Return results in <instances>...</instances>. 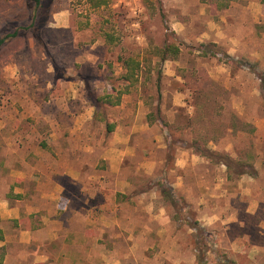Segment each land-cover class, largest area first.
I'll list each match as a JSON object with an SVG mask.
<instances>
[{"label": "rangeland", "instance_id": "rangeland-1", "mask_svg": "<svg viewBox=\"0 0 264 264\" xmlns=\"http://www.w3.org/2000/svg\"><path fill=\"white\" fill-rule=\"evenodd\" d=\"M33 1L0 0V37H26L0 49V207L20 209L0 219V264H29L33 251L12 242L18 225L81 234L83 253L61 236L43 246L64 256L51 264H264V207L251 214L264 192V0H42L47 16L35 22ZM62 11L68 28L51 26ZM167 45L179 50L163 61ZM133 124L150 132L123 155ZM181 148L207 164L181 171ZM221 168L226 198H201L198 181ZM52 191L45 211L22 212ZM67 201L85 214L67 219ZM204 201L222 222H207ZM94 205L98 221L86 214Z\"/></svg>", "mask_w": 264, "mask_h": 264}, {"label": "crops", "instance_id": "crops-1", "mask_svg": "<svg viewBox=\"0 0 264 264\" xmlns=\"http://www.w3.org/2000/svg\"><path fill=\"white\" fill-rule=\"evenodd\" d=\"M53 23L51 24V26L58 28V29H66L69 26V21H68V15L65 12H58L56 14L53 15ZM130 133H124L125 135L122 136L124 137L123 142H124V146L126 147V151L121 153L123 155L128 154L129 153V149L133 152V148H130L128 145V141H133L135 140V137H137L138 135H141L142 133H146V132H150V129L148 127V125H136L133 124L130 127ZM3 130H0V132H2ZM18 133V132H16ZM158 138H155V140L157 141ZM161 139V140H160ZM158 140H160L162 143L161 145H164L163 142V137L160 138ZM20 141H18L17 143L19 144ZM22 144V143H20ZM128 144V145H127ZM128 152V153H127ZM132 155V154H131ZM111 161V159H109ZM109 161V162H110ZM198 164H204L206 165L207 163L205 161H203L199 156H197L196 154L192 153V152H187V150H185L184 148H181L178 153L175 155V166L179 167V169L181 171H193V173H197L196 172V166ZM109 167H111L112 171L114 174L118 175L120 173V169H121V164L119 162L116 163V165L114 166L113 162L111 161L109 163ZM123 168V167H122ZM220 173L219 176H216L214 179L208 180L207 182L204 181H198L197 186H199V188H204L203 194L201 195V198L203 197V199H208V200H223L224 198H226L227 192L224 190V184L226 182V175H225V169H219ZM124 171V170H123ZM125 172V171H124ZM66 173V174H65ZM65 174V176H68L69 178L72 179V181H76L78 180L79 175L78 174H71L67 173V172H63V175ZM69 174V175H68ZM194 174V175H195ZM11 177L13 178H21V174L16 172L14 173V171L12 172V174H10ZM196 177V175L194 176ZM68 178V179H69ZM124 181L129 182V180L125 177L123 178ZM115 178L112 180L114 181ZM116 181V180H115ZM243 182V181H242ZM184 180L182 178H180L178 181L176 180V182L173 184V188H178L179 186H183ZM129 185L127 184L126 187H128ZM183 188V187H182ZM240 190H239V194L240 197H242L245 193V191L242 189L241 186H239ZM63 189L60 190L59 194H63L64 198L67 199H71V197H73L74 195L69 194L67 195L66 193H64V191H62ZM184 190H189V185L185 184V189ZM15 192H19V190H15ZM238 193V192H237ZM36 197L39 198V201L35 202V203H30V202H25L24 207L22 212L26 213L27 215H31L34 213H38L41 211H45L49 206H51V201H49L48 199H51L53 197H55V193L52 191L51 193L49 192H36ZM248 195H250V193H247ZM246 194V195H247ZM247 195V196H248ZM78 198V197H77ZM187 198H190V196H187ZM261 198V199H260ZM260 198L258 200H256L254 203L251 202V206L253 204V207L251 209V214L255 215L261 214V207H264V192L260 193ZM206 204L205 206L207 207L208 211H209V215H212L207 222H209V224L220 221L222 222V217H218L217 215H215L216 213V208L213 209L212 207H208V203L206 201H204ZM200 204V203H199ZM98 206H92L90 210L86 211V214H89L92 219H94V216L96 217V221H98V215H97V211L96 208ZM73 206L70 204L69 201L66 202L65 207H64V214L66 216V218L68 219V215L75 214L77 217L80 216V214H85V211L82 209L81 211L78 210V208L74 210H72ZM19 213H20V209L19 207L16 205L15 207H7V205H1L0 207V219H10V218H19ZM94 213L96 215H94ZM221 214V213H220ZM206 216V214H205ZM63 217V216H62ZM224 222H227L226 220V216ZM42 221H44L45 223L48 222V219H46V217H42L41 218ZM108 223L110 224H115V218L114 216H112V218L108 219ZM60 226V227H59ZM1 228V227H0ZM257 229H258V233L259 235H263L264 234V225H257ZM13 232H16V236L14 238V240L12 241L14 244L18 245V246H22V247H29V249H31L33 251L32 255L29 257V264H51V261H53L54 263H56L57 260H59V262H61V260L64 259V256L59 255L58 259L55 258L54 260L51 258L52 255H50V253H47L46 251L44 252H40V249L43 248V246H50L58 240L59 236H61L64 240H67V243H70L72 245L75 246L76 248V252H82L84 251V249L82 248L83 245V237L80 235H72V232H69V225H18L17 227L14 226V228H12ZM59 232H63V233H59ZM112 243L114 242V239H111ZM110 242V241H109ZM46 249V247H44ZM109 252V250L107 251V253ZM82 255H77V257L75 258V262L77 263L79 260H83V256ZM108 258H111L112 255L111 253H108ZM114 259V258H113ZM171 260V262L173 264H180V261L177 260V263H175L174 259H168Z\"/></svg>", "mask_w": 264, "mask_h": 264}, {"label": "trees", "instance_id": "trees-1", "mask_svg": "<svg viewBox=\"0 0 264 264\" xmlns=\"http://www.w3.org/2000/svg\"><path fill=\"white\" fill-rule=\"evenodd\" d=\"M33 4H34V8H35V10L33 11V16H32V20H33V22H35L36 21V18H38V16H40L39 18L41 19L42 18V20L44 21L45 20V18L44 17H46L47 16V7H48V4L47 5H45V8H42L43 7V5H42V0H34L33 1ZM33 31L32 32H34V29L33 28H31ZM32 36V35H31ZM12 38V39H18V38H23V39H25L26 37H24V36H19L18 35V31H16L15 33H13V35H11V36H8V37H0V49L2 50L4 47H6V45H7V39L8 38ZM33 38L36 40V38L33 36ZM178 47H176L175 45H167V46H165L162 50H160L159 51V53L161 54V59L163 60V61H165V60H167V56H168V54H170V55H172V56H176L177 54H178ZM123 65H124V68H125V70H126V73H125V75H123L122 76V78L125 80V81H131L132 79H133V77L135 76V71H136V69L138 68V64L134 61V60H132V59H128V60H126V61H124L123 62ZM57 79H59L60 77H58V76H55ZM98 99L95 101V104L94 105H98ZM111 101H109V103H110ZM111 104L112 105H118L119 104V101H116V102H114V103H112L111 102ZM112 128V127H111ZM111 129H109V131H110ZM227 159V161L229 162V163H231V161H229L230 159L229 158H226ZM225 164H226V162H225ZM244 166V165H243ZM245 166H247L248 168H251V166L250 165H245ZM228 170H229V167H228Z\"/></svg>", "mask_w": 264, "mask_h": 264}]
</instances>
